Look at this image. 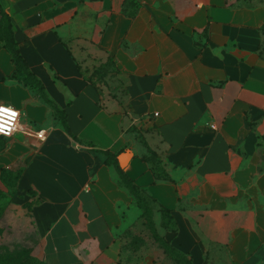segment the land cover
Returning a JSON list of instances; mask_svg holds the SVG:
<instances>
[{
    "label": "crops",
    "instance_id": "0c3cea01",
    "mask_svg": "<svg viewBox=\"0 0 264 264\" xmlns=\"http://www.w3.org/2000/svg\"><path fill=\"white\" fill-rule=\"evenodd\" d=\"M0 3L71 131L12 78L1 48L0 104L47 134L0 139V192L10 191L3 171L21 174L2 216L20 243L38 244L45 264H167L159 234L192 264H264V0ZM110 57L127 92L113 108L82 75ZM149 150L166 179L144 159ZM114 156L169 213L135 215L137 232L152 235L135 259L123 248L137 198Z\"/></svg>",
    "mask_w": 264,
    "mask_h": 264
},
{
    "label": "trees",
    "instance_id": "16d2710c",
    "mask_svg": "<svg viewBox=\"0 0 264 264\" xmlns=\"http://www.w3.org/2000/svg\"><path fill=\"white\" fill-rule=\"evenodd\" d=\"M0 49L6 48L12 56V61L16 66V71L13 74V79L16 81L23 82L26 86H30L35 93L43 98L50 106L51 108L61 117L63 118V127L64 129L71 134V131L67 125L66 122V116L65 112L61 110L54 101H52L45 90L44 84L42 81L30 70L27 62L22 57L20 53L19 44L15 39L14 30H13V22L12 18L9 15V13L3 8V6L0 3ZM80 68V67H79ZM81 69V68H80ZM118 70L116 68V63L113 58H108L105 62L98 65L97 68H94V70L91 72L90 75H86L82 71V75L85 78V80L89 81L91 84H93L100 96L103 106H105V95L103 91L102 85L107 86L108 81H103L104 78L107 75H110L112 79L119 78L118 77ZM106 79V78H105ZM120 80V79H119ZM121 86L124 89L125 94L126 89L124 88V83L120 80ZM144 159L149 161L151 164V167L158 179H166L167 175L164 170L163 161L159 157V155L152 150H149V154H145ZM112 164L116 167L120 181L123 183V185L133 194L135 197L143 196L146 198V200L151 203V205L156 207V212H163L164 214H169L168 211H165L164 209H161L157 206L155 200H153L150 196L147 195V193L138 187H136L125 175L124 171L120 168L117 157L114 156L112 160ZM21 177L20 173H12L10 171H3L2 173V179L4 183L7 184V186L11 188H15L17 191V183ZM138 199V198H137ZM147 217H151L152 214H146ZM154 238L159 242L161 248L164 250L166 257H167V264H170L171 262L176 264H192V261L190 257L183 252L179 251L178 249L174 248L170 243H168L162 236L159 234H154ZM0 264H30L29 258L25 257L24 255L19 254L17 257L12 256L8 253L5 254V250L0 251ZM41 264H45L42 262Z\"/></svg>",
    "mask_w": 264,
    "mask_h": 264
},
{
    "label": "rangeland",
    "instance_id": "374dc122",
    "mask_svg": "<svg viewBox=\"0 0 264 264\" xmlns=\"http://www.w3.org/2000/svg\"><path fill=\"white\" fill-rule=\"evenodd\" d=\"M1 21V16H0ZM98 66H94V68H97ZM91 69V72L94 70ZM106 78V79H105ZM104 78L103 81L107 82L108 85H102L104 95H105V101H107V104L109 106L117 107L119 104L124 105L127 103L126 94L124 92L123 87L121 86L119 78L112 79L110 75H107ZM136 138L139 140L140 136L136 135ZM1 139V138H0ZM141 139L139 140V144L142 145ZM145 151H147L145 149ZM17 194V191L15 188H11L9 192L2 193L0 192V251L5 250V254L8 253L12 256H18L19 254L24 255L25 257L29 258L30 264H41L43 262L41 257V251L39 249V245L36 244L34 248H31L29 244L26 243H20L19 235L13 233L11 231L10 227H7L5 225V221L3 220L2 216L3 214L12 207V200L13 197H15ZM137 206L132 208V211L130 213L131 219H127L125 221V234H126V243L123 248V252L128 256L129 259H135L139 253H142L145 249V241L146 236H148L150 239L152 237L151 234L149 235H142L138 233L139 229H141V226L139 225L135 227L136 222V216L140 214H152L154 215L156 213V207L151 205L146 198L143 196L137 197ZM29 208H31L32 203H28ZM24 233L21 234V238L23 237ZM33 237V235H31ZM31 245V244H30ZM170 264H176L171 262Z\"/></svg>",
    "mask_w": 264,
    "mask_h": 264
},
{
    "label": "built area",
    "instance_id": "2783aa9c",
    "mask_svg": "<svg viewBox=\"0 0 264 264\" xmlns=\"http://www.w3.org/2000/svg\"><path fill=\"white\" fill-rule=\"evenodd\" d=\"M0 105H3L5 107L11 106L7 104H0ZM11 108L16 110L19 113V115L17 116L16 122H15V131H13L12 134L8 136L0 134V138H11L15 133L22 132L26 135L36 138L39 141L46 140L47 134L45 130H35L33 128L27 127L26 125L22 123V117H23L22 113L13 106H11ZM155 116H157V114H155Z\"/></svg>",
    "mask_w": 264,
    "mask_h": 264
},
{
    "label": "clouds",
    "instance_id": "9594fccd",
    "mask_svg": "<svg viewBox=\"0 0 264 264\" xmlns=\"http://www.w3.org/2000/svg\"><path fill=\"white\" fill-rule=\"evenodd\" d=\"M19 113L11 106L0 105V134L11 135L15 131V122Z\"/></svg>",
    "mask_w": 264,
    "mask_h": 264
}]
</instances>
